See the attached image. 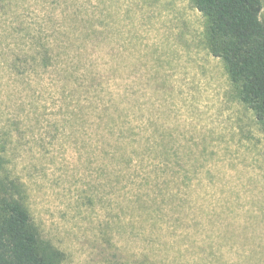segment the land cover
<instances>
[{
	"label": "rangeland",
	"instance_id": "obj_1",
	"mask_svg": "<svg viewBox=\"0 0 264 264\" xmlns=\"http://www.w3.org/2000/svg\"><path fill=\"white\" fill-rule=\"evenodd\" d=\"M203 32L189 0H0V177L63 264H264V127Z\"/></svg>",
	"mask_w": 264,
	"mask_h": 264
},
{
	"label": "trees",
	"instance_id": "obj_2",
	"mask_svg": "<svg viewBox=\"0 0 264 264\" xmlns=\"http://www.w3.org/2000/svg\"><path fill=\"white\" fill-rule=\"evenodd\" d=\"M189 1L204 19L209 54L222 62L236 99L264 127L262 1ZM25 201L19 180L0 177V264H63L64 253L40 236Z\"/></svg>",
	"mask_w": 264,
	"mask_h": 264
}]
</instances>
